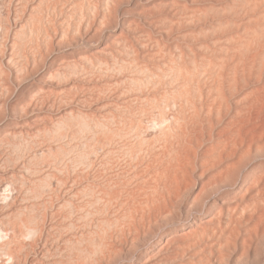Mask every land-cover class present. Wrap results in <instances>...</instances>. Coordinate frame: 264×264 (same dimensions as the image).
<instances>
[{"label":"rangeland","instance_id":"1","mask_svg":"<svg viewBox=\"0 0 264 264\" xmlns=\"http://www.w3.org/2000/svg\"><path fill=\"white\" fill-rule=\"evenodd\" d=\"M219 1L84 0L82 2V0H0V264L15 263L12 259L9 260V247L7 244L12 241L11 239L15 234L16 236H20V233H18L20 229H24L25 231L29 224L25 220L29 219L31 215L36 217L37 219L35 220L37 221H35V225H29L37 226V231L31 237L25 236L24 231H22L24 234L21 235V238L17 237L19 239L15 243V245L18 244L15 248L20 247L18 248L21 249L20 254H23L21 264H264V204H262L264 203V189L259 190L263 192H258L257 195L255 194L256 191H252V189L257 188L255 186L258 184L255 185L254 182L255 180L257 182V178L260 177L258 174L262 175L257 171L264 170V149H260V151H258L259 149H253L249 153L250 156L246 151L248 156L245 158V163L240 161L242 163L240 164L241 167L244 164L245 166L242 168L239 167L240 170H237L239 172L236 174V178L233 177L234 173L232 176L227 175V178L224 177L225 175L218 176L223 184H220L219 178H217V184L215 183L217 186L211 183L205 188L203 187V189L201 182L204 178V173L211 170V162L207 163L206 161L211 160L210 158L213 156L211 157L208 154L204 157V155H201L200 149H194L197 151L195 152L197 155L195 156L194 152H192L189 159L185 162L188 164H184L189 175V177L188 175L186 177V183L185 181L182 183L184 185H181L180 191L176 196L174 195V200L172 198L171 203L168 202L166 204L167 206H164L165 203L163 201L161 202L159 198V203H163V207L160 205L161 208L159 206V209L150 215L146 213L148 207L144 204L145 198L140 196L143 192L138 191L141 188L139 187L140 184H138L139 181L142 182L143 178L144 180L155 179L156 181V179L162 176L161 174L164 171L162 168L164 169V165L170 166L175 162L174 151L172 150L170 154V148L168 147L170 146L168 143L170 139L168 133L171 134L170 130L172 129L170 118L168 122V116L169 114L171 115L172 108L166 103V100L161 99V96L158 97V95L156 97L148 96L147 99L149 100L147 101L143 98L141 102L140 99H136L135 97L131 98L129 94L139 92V90L142 92L146 90L148 92L154 89L152 81L155 78L149 76L151 75V66H149L151 64L148 62L159 58L157 56L164 49L162 46H171L173 42L172 46L177 45V43L179 45L184 43L178 37L180 36L179 33H182V31L185 33L187 31V26L183 28V21L182 23L180 22L185 18L184 15L191 12L192 9H199L202 6L207 9L206 6L208 5L209 8L211 4L213 7L217 6V8H222L221 4L225 6L226 3L230 2V0H224V2H221L223 0ZM111 2L113 5H111ZM224 6L222 11H225V14L229 11H226L227 9ZM201 8L199 10H204V12L200 13L197 10L199 15L196 12L192 13V10V15L190 14V16L188 14V17L186 16L190 19V26L189 28L187 27L189 34L193 30H196L194 35L200 36V34H204L201 33V29L204 27L202 20L205 19L206 13L205 9ZM104 10L105 12L102 13ZM209 10L212 11V8L210 7ZM72 11L75 12L73 13ZM211 11L209 16L206 14L208 20L216 16L218 9L216 12L213 10V14L215 12L213 16L211 15ZM90 12L92 13V17L88 14ZM101 13L103 16L100 15ZM219 13H221L220 10ZM201 14H204L202 17L204 19L197 20L199 17L201 18ZM196 15L199 17L194 20L197 17ZM220 15L222 16V13ZM196 20L202 24H199ZM177 21H179L180 26L182 25V29L179 28L180 31L177 27L178 24L174 23H177ZM247 29L250 30L251 28ZM165 31L166 33L168 32L167 35H165ZM197 31H200L198 32L199 34ZM148 36H150L149 39L147 38ZM247 36H250V34H247ZM154 40H157L159 43ZM153 41V45L156 48L158 47L157 45H160L161 48H157L159 51L162 49L160 52L151 45ZM127 42L128 45L131 43V46H128ZM138 44L141 46L146 44L148 48L142 46L144 49L141 50L142 47ZM138 47L139 49L141 47V51ZM135 49L139 51L137 52L139 57L141 52H148L146 60H149L150 56L154 57L155 54L156 56L154 60L147 62L144 59L145 54L143 59L141 58L142 56L140 59L137 55H134L136 54ZM106 50L109 51L108 54ZM105 51L106 54L104 53ZM127 52L129 53L127 54ZM154 52L155 54H153ZM102 53L107 56H102ZM99 55H101L100 58ZM147 57L149 58L147 59ZM111 60L114 61L111 62ZM130 60L134 62H130ZM142 63L144 65H141ZM145 63L147 66H145ZM111 65L112 67L110 68L112 69H109ZM135 67L136 72L133 74ZM137 67H140L142 72ZM137 69L140 71V76ZM143 71L144 75H142ZM136 74L141 79L137 78L138 76ZM143 77H145L144 81ZM140 80L143 82H139ZM137 81L139 82L138 85ZM132 85L133 87H131ZM253 85L255 86L256 83ZM127 87L132 91L130 89L127 90ZM82 89L84 90L82 91ZM69 93L72 98H70ZM82 99H85L84 101L86 102L82 101ZM129 99L133 100L130 101ZM155 99H159V101ZM128 101L133 104L130 105ZM155 102L158 103L155 104ZM118 111H122L123 114ZM157 111L158 113L161 112V115H158ZM150 112L152 113L150 114ZM134 116L137 117L135 118ZM159 116H162V119ZM139 121L143 123L141 124ZM118 123L121 125H116ZM138 125H142V127ZM123 126L124 130L126 129L125 131L122 129ZM118 127H121V130ZM113 133L115 135H112ZM136 135L137 137H135ZM151 135L154 139L150 138ZM141 139L142 141L146 140L143 141L145 143H142ZM211 143V141H207L205 145H211ZM132 146H135V148ZM165 152L167 153L165 154ZM142 154L144 155L143 158ZM160 154H163V158H161ZM244 157L245 155L242 156V159ZM161 159L164 160L161 161ZM152 160H155L158 165H160V161L163 164L166 163L160 165V167L163 166L161 171H157L160 170V167L157 166L159 167L157 168V164ZM150 161L153 163L149 167L148 164L151 163ZM203 165L204 167H202ZM123 169L124 171H122ZM12 170L14 172L19 170L25 171L18 173L23 174L19 177L17 173L14 176L13 174L10 176ZM140 171L142 172L140 173ZM138 173L140 174V180H138ZM146 174L149 175L147 176ZM253 174L256 176L254 177ZM228 176L230 177L229 180ZM222 177L225 179L223 180ZM232 177L233 179H231ZM42 186L44 187L42 188ZM253 186L254 188H252ZM248 188H252V197H254L248 201V204L249 202H252L251 204L256 203L253 202L255 198L257 204H253L255 208L249 204L252 206L248 205L250 207H248L249 210H243V208H241L242 210L240 209L241 211L238 210L237 219L235 218L237 222H235L232 219L234 210L230 208L233 207L232 205L234 203H241L240 198L249 191ZM137 191L140 192L139 195ZM38 194L41 196H38ZM255 196H258V200ZM259 201H262L260 202L261 204H259ZM159 203L155 202L151 206H156ZM136 206L138 207L136 208ZM141 207H144L143 209L146 210L145 213L147 215L145 214V217H140L142 216L141 212L143 210H141ZM138 208L139 212H136L135 210H138ZM251 208H254L252 210L260 208V210L254 212ZM248 211L249 213L247 214L246 212ZM250 214L253 218L251 216L248 218L247 215ZM67 215H72L70 216L71 219ZM255 215L258 219L255 218ZM74 216L75 218H73ZM249 219L251 220L249 221ZM219 220L220 222H218ZM89 222H91L90 228L93 232L98 230L97 233L95 231L97 235L93 232L91 234V231H89L91 230L89 228ZM123 222H127L128 225L126 227L130 226L129 229H125L126 233L123 237H118V239H113L112 241L109 239V242L107 240L108 243L104 242V239H101L102 235L105 237L110 233L109 230L113 228L114 224L120 226ZM24 224H27V226H24ZM95 224L101 227L97 228ZM102 227L104 231L101 229ZM213 227L219 231L220 229L226 230V228H229V232L225 231L228 233L224 235L223 233L220 234L223 237L220 236L218 238L217 235L215 236L216 238H213L210 236L213 233ZM106 231L107 234H105ZM80 233L81 236L84 234L81 241L79 239L81 238L79 237ZM88 234L91 237V240L88 239L90 242L84 240L85 237L90 238ZM198 234L205 235L204 241L199 244L195 243L190 245L191 240ZM71 236H76L77 239L75 237L71 238ZM65 238L68 243L65 241ZM93 238L94 243L92 241ZM78 239L79 242L77 241ZM3 244L6 249H3ZM88 245L94 247L92 248L93 253L91 248H88ZM203 245L208 246L204 249ZM11 247L14 246L11 245ZM89 252H91L92 256Z\"/></svg>","mask_w":264,"mask_h":264},{"label":"bare ground","instance_id":"2","mask_svg":"<svg viewBox=\"0 0 264 264\" xmlns=\"http://www.w3.org/2000/svg\"><path fill=\"white\" fill-rule=\"evenodd\" d=\"M72 1V0H71ZM84 0H82L83 2ZM213 1V0H212ZM216 1H219V0H216ZM221 1V0H220ZM219 1V2H220ZM229 1V0H228ZM81 2V3H82ZM110 2V1H109ZM221 2H224L221 1ZM72 3V2H71ZM80 3V4H81ZM112 3V2H111ZM207 3V2H206ZM215 3V2H214ZM84 4V3H83ZM91 4V3H90ZM105 4H106V1H105ZM218 4V3H217ZM220 4V3H219ZM88 5V4H87ZM113 5V3L111 4ZM213 5V4H212ZM222 5V8H217L216 7H213L211 6V4L209 5V8L211 7L212 8V11L209 10L208 8V5L206 6L207 9L202 8L201 9H205V13L210 14V11H211V15L213 16L215 14V12L217 11L218 9V12H216V16H213L209 18V20L206 18L208 17L205 13V16L204 18L203 15L204 14H201V18L199 16H197L195 19H198L197 20H200V19H204L202 20L204 23V27L201 29V33H204V34H200L199 35H194V32L196 31H192V33L189 34L188 31V28L190 26V19H188V14L190 15L191 12H189L188 14L184 15L185 18H183L185 20L182 19L180 22L182 23L183 21V24H184V27H186L187 31H185V33L182 31V33H179L180 36H178L180 39L179 40H183L184 43H180L181 45H179L177 43V45L175 44L174 46H172V44L174 43H170L171 46L169 44V46H162V48H164L161 52V54L157 57V60L155 58L156 54L155 52L153 54H155L154 57L150 56V59L149 60H146V56H147V53L148 52H145V53H142L143 55L139 54L140 57L143 59V56H144V59L145 61H150V60H154V61H151V62H148L150 63L151 65V70H150V74L149 75L150 77L152 76L153 78V81H152V84H153V90L152 91H140L139 92H133V94H129L132 97H135L136 99H140V101L145 98L146 101L149 100L147 99V97L149 96H152V97H156L158 95L161 96L160 98L163 99V100H166V103L170 106V108H172V111H171V115L169 114L168 116V122H169V118H170V122H171V126H172V131L170 130L171 134L168 133V136H170V139L168 140L170 146H168L169 148V152L170 154L172 153V150L174 151V156H175V162L174 164L170 165V166H167V165H164L162 159L160 161V165L163 164L164 165V169L162 168L163 166L160 167V165H158L155 160H152L153 162H155L157 166L160 167V170H157V171H161V168L162 170H164V174L162 172H160V174L162 175L160 178L155 179L154 180H142V182L139 181L138 184H140L139 187H141L140 189H138V191H142L143 195L140 194V196L144 197L145 200H144V204L147 205V212L145 209H143L141 207V210H142V216L140 217H145V214L148 213L149 215L151 213H154L155 211H157L159 208V206L162 204L159 203V198L161 200V202L163 201L165 203L164 206H167L166 204L171 203L172 201V198L175 197L177 195V193L180 191L181 189V185H184L182 184L185 180H187V173L188 171H186L187 169H185V165L188 164V163H185L187 161V159H189V157L191 156L192 152H194V155L196 156L197 154H195V151L194 149L196 150H199L200 149V152L202 153L201 155H208L210 154V156L214 157V159L212 160V158H210L211 160H207L206 162H211L210 163V171L208 170L207 173H204V178L202 180V189L203 187L205 188L206 186L210 185L211 183H216V181L218 180L217 178H219L218 176H224L225 178H227L226 176L227 175H231L233 174V177L236 178V174L239 172L237 171L240 168L244 167L240 164H242L243 162L245 163V158L246 156L249 155V153H251V150L253 149H256L258 151H260V149H264V0H230V2L226 3L225 6L224 4H221ZM92 6V5H91ZM110 6V5H109ZM220 6V5H219ZM218 6V7H219ZM223 6L227 9L226 11H229L228 13L226 12L224 14V12L222 11L223 10ZM102 7V6H101ZM107 7V6H106ZM205 7V6H204ZM90 8V7H88ZM92 8V7H91ZM103 8V7H102ZM199 8V7H198ZM199 8V9H200ZM215 8V9H214ZM217 8V9H216ZM94 9V8H93ZM106 9V8H105ZM113 9V8H112ZM199 9H195L193 10L192 13L196 12L197 13V10L198 12H204V10H199ZM85 10V9H84ZM115 10V9H114ZM207 10V12H206ZM213 10H215L214 14H213ZM219 10L220 12L222 13V16L219 14ZM63 11V10H62ZM71 11V9H70ZM90 11V10H89ZM92 11V10H91ZM107 11V10H106ZM110 11V10H109ZM112 11V10H111ZM190 11V10H188ZM73 12V11H72ZM75 12V11H74ZM73 12V13H74ZM85 12V11H84ZM105 12L102 11V13ZM83 13V12H82ZM102 13L100 15H102ZM108 13V12H107ZM185 13V11H184ZM195 13V14H196ZM80 14V13H79ZM90 14V16L92 15V13H88ZM194 14V15H195ZM199 15V13H197ZM224 14V15H223ZM11 15V14H10ZM86 15V14H85ZM96 15V14H95ZM105 15V13H104ZM110 15V14H108ZM177 15V14H176ZM179 15V14H178ZM181 15V14H180ZM192 15V14H191ZM190 15V16H191ZM193 15V17H195ZM87 16V15H86ZM103 16V15H102ZM111 16V15H110ZM183 16V15H182ZM187 16V17H186ZM84 17V16H83ZM88 17V16H87ZM86 17V18H87ZM92 17V16H91ZM95 17V16H94ZM163 17V16H162ZM79 18V17H78ZM82 18V17H81ZM110 18V17H109ZM161 18V17H160ZM164 18V17H163ZM174 18V17H172ZM182 18V17H181ZM180 18V19H181ZM191 18V17H190ZM89 19V18H88ZM96 19V18H94ZM171 19V18H170ZM175 20V18H174ZM187 20V21H186ZM196 20V21H197ZM85 21V20H84ZM163 21V20H162ZM179 21L174 22L175 24H178L177 27L178 29H182L181 26L179 25ZM247 21V22H246ZM1 22V21H0ZM78 22V21H77ZM165 22V21H164ZM169 22V21H168ZM191 22H192V19H191ZM194 22V21H193ZM199 23V21H197ZM7 23V22H6ZM80 23V22H79ZM167 23V22H165ZM201 23V22H200ZM199 23V24H200ZM82 24V23H81ZM169 24V23H168ZM172 24V23H171ZM196 24V23H195ZM202 24V23H201ZM78 25V24H77ZM162 25V24H161ZM166 25V24H165ZM194 25V23H193ZM192 25V26H193ZM170 26V25H169ZM180 26V27H179ZM191 26V27H192ZM195 26V25H194ZM249 26V27H247ZM176 27V26H175ZM219 29H218V28ZM171 28V27H170ZM218 29L217 33H216V30ZM247 28H251L250 30H248ZM68 29V28H67ZM166 29V28H165ZM179 29V31H180ZM199 29V30H200ZM221 29V30H220ZM177 30V29H176ZM163 31V30H162ZM178 31V30H177ZM176 31V32H177ZM178 31V32H179ZM190 31V30H189ZM65 32V31H64ZM146 32V31H145ZM160 32V31H159ZM200 32V31H197V33ZM142 33V31H141ZM166 33V31H165ZM188 33V34H187ZM144 34V33H143ZM149 34V33H148ZM168 32L165 34L167 35ZM199 34V33H198ZM247 34L250 36H247ZM61 35V34H60ZM65 35V34H64ZM123 36V35H122ZM121 36V37H122ZM120 37V38H121ZM142 37V36H141ZM150 36H148L147 38L149 39ZM165 37V36H163ZM170 37V36H169ZM128 38V37H127ZM145 38V37H144ZM155 38V37H153ZM19 39V38H18ZM21 39V38H20ZM24 39V38H23ZM117 39V38H116ZM119 39V38H118ZM126 39V38H125ZM143 39V38H142ZM161 39V38H160ZM164 39V38H163ZM178 39V38H177ZM124 40V39H123ZM128 40V39H127ZM126 40V41H127ZM170 40H172L170 38ZM25 41V40H24ZM122 41V40H121ZM120 41V42H121ZM125 41V42H126ZM151 41V40H150ZM155 42L157 40H154ZM154 41L152 42L151 45H153ZM161 41V40H160ZM135 42V41H134ZM139 42V41H138ZM158 42V41H157ZM163 42V41H162ZM20 43V42H19ZM119 43V42H118ZM140 43V42H139ZM143 43V42H142ZM146 43V42H145ZM159 43V42H158ZM164 43V42H163ZM169 43V42H168ZM176 43V42H175ZM115 44V42H114ZM113 44V45H114ZM117 44V43H116ZM123 44V43H122ZM131 44V43H130ZM129 44V45H130ZM133 44V42H132ZM137 44V43H135ZM134 44V45H135ZM141 44V43H140ZM140 44H138L139 46H141ZM162 44V43H161ZM124 45V44H123ZM127 45H128V42H127ZM128 45V46H129ZM137 45V46H138ZM146 45V44H145ZM144 44L142 46L147 47V45L145 46ZM157 45V44H156ZM165 45V44H164ZM27 46V45H26ZM131 46V45H130ZM141 46V47H142ZM158 47H160V45H157ZM110 47V46H109ZM118 47V46H117ZM140 47V49H141ZM157 47V48H158ZM115 48V47H113ZM119 48V47H118ZM124 48V47H123ZM129 48V47H128ZM133 48V47H132ZM135 48V47H134ZM145 48V49H146ZM149 48H150V45H149ZM153 48H156V46L153 45ZM156 48V49H157ZM161 48V47H160ZM21 49V48H20ZM29 49V48H28ZM126 49V48H125ZM139 49V47H138ZM139 49V50H140ZM144 48L142 47L141 50H143ZM159 49V48H158ZM157 49V50H158ZM111 50V49H110ZM117 50V49H115ZM119 50V49H118ZM123 50V49H122ZM128 50V49H127ZM132 50V49H131ZM140 50V51H141ZM152 50V49H151ZM156 50V51H157ZM160 50V51H161ZM20 51V50H19ZM108 51V50H106ZM106 51L104 52L106 54ZM125 51V50H123ZM130 52V50H128ZM147 51V50H145ZM159 51V50H158ZM157 51V52H158ZM159 51V52H160ZM31 52V50H30ZM102 52V50H101ZM111 52V51H110ZM127 52V54L129 53ZM137 52L139 51H136L135 49V53L134 55H137ZM150 52V51H149ZM156 52V53H157ZM32 53V52H31ZM109 53V51L107 52V54ZM116 53V52H115ZM114 53V54H115ZM111 54V53H110ZM119 54V53H118ZM116 54V55H118ZM125 54V53H124ZM133 54V52H132ZM152 54V55H153ZM25 55V54H24ZM133 55V56H134ZM151 55V54H150ZM101 55H99V58H100ZM102 56H107V55H104L102 53ZM112 56V55H111ZM138 56V55H137ZM136 56V57H137ZM149 56V55H148ZM120 57V56H119ZM138 56V58H140ZM20 58V57H19ZM111 58V57H110ZM114 58V57H112ZM123 58V57H122ZM140 58V59H141ZM149 57H147L148 59ZM152 58V59H151ZM118 59V58H117ZM120 59V58H119ZM131 59V58H130ZM28 60V59H27ZM115 60V59H114ZM113 60V61H114ZM123 60V59H122ZM125 60V58H124ZM132 60V59H131ZM130 62H134V61H131ZM87 61V60H86ZM111 60V62H113ZM128 61V60H127ZM118 62V61H117ZM115 62V63H117ZM121 62V61H120ZM125 63V61H123ZM141 62V61H140ZM122 63V62H121ZM128 63V62H127ZM123 64V63H122ZM129 64V63H128ZM134 64V63H133ZM146 64V63H145ZM86 65V64H85ZM110 65V64H109ZM114 65V64H113ZM121 65V64H119ZM124 65V64H123ZM127 65V64H126ZM140 65V64H139ZM141 65H144V63H142ZM136 66V65H135ZM147 66V64L145 65ZM112 67L109 66V69H112L110 68ZM117 67V66H116ZM115 67V68H116ZM120 67V66H118ZM132 67V66H131ZM144 67V66H143ZM69 68V67H68ZM129 68V67H128ZM134 68V67H133ZM137 68H140V67H137ZM148 68V67H147ZM71 69V68H69ZM83 69V68H82ZM126 69V68H125ZM131 69V68H130ZM144 70V68H142ZM73 70V69H72ZM138 70V69H137ZM84 71V70H83ZM140 71H141V68H140ZM139 70L137 71L138 73L140 72ZM145 71V70H144ZM144 71H143V74L144 75ZM20 72V71H19ZM74 72V71H73ZM77 72V71H76ZM129 72V70H128ZM134 72H136V67H135V70H133V74ZM142 72V71H141ZM124 73V72H123ZM130 73V72H129ZM132 73V72H131ZM147 73V72H146ZM68 74V73H67ZM69 74H72V73H69ZM74 74V73H73ZM114 75V74H113ZM92 76V75H91ZM102 76V75H101ZM117 76V74H116ZM136 76H138L136 74ZM139 76H140V73H139ZM137 77V78H140V77ZM146 76V75H145ZM81 77V76H80ZM110 77V76H109ZM83 78V77H82ZM144 78L143 77V81H144ZM81 79V78H80ZM131 79V78H130ZM129 79V80H130ZM141 79V78H140ZM152 79V78H150ZM77 80V79H76ZM125 80V79H124ZM123 80V81H124ZM127 80V78H126ZM133 80V79H132ZM138 80V79H136ZM149 80V79H148ZM155 80V81H154ZM68 81V80H67ZM142 80H140L139 82H141ZM142 81V82H143ZM146 81V80H145ZM114 82V81H113ZM117 82V81H116ZM133 82V81H132ZM138 82V81H137ZM136 82V83H137ZM139 82L137 83V85L139 84ZM147 82V81H146ZM130 83V82H129ZM256 85L254 86L253 84ZM79 84V83H78ZM119 84V83H118ZM128 84V82H127ZM132 84V83H131ZM143 85V83H141ZM126 85V84H125ZM75 86V84H74ZM80 86V85H79ZM127 86V85H126ZM141 86V85H140ZM151 86V85H149ZM133 87V85L131 86ZM139 87V86H137ZM152 87V86H151ZM142 88V87H141ZM166 88V89H165ZM130 89L127 87V90ZM139 89V88H138ZM142 89H145V88H142ZM84 89H82L83 91ZM137 90V89H136ZM150 90V89H149ZM122 91V90H121ZM119 91V92H121ZM126 91V90H124ZM123 91V92H124ZM130 91H132L130 89ZM135 91V90H134ZM138 91V90H137ZM118 92V91H117ZM116 92V93H117ZM75 93V92H74ZM79 93V92H78ZM122 93V92H121ZM121 93H119V95H121ZM125 93V92H124ZM127 93V92H126ZM129 93V92H128ZM70 95V98L71 97V94L69 93ZM99 95V94H98ZM103 95V94H102ZM118 95V96H119ZM126 95V94H125ZM73 96V95H72ZM76 96V94H75ZM112 96V95H111ZM122 96V95H121ZM129 96V97H130ZM96 97V96H95ZM98 97V96H97ZM117 97V96H116ZM127 97V96H126ZM157 97V98H158ZM75 98V97H73ZM103 98V97H102ZM117 99V98H116ZM135 99V100H136ZM154 99V98H153ZM170 99V100H169ZM85 100V99H84ZM82 99V101H84ZM100 100V99H99ZM130 100V99H129ZM133 100V99H132ZM130 100V101H132ZM156 100V99H155ZM154 100V101H155ZM65 101V100H64ZM70 101V100H68ZM111 101V100H110ZM114 101V100H113ZM139 101V100H138ZM137 101V102H138ZM139 101V102H140ZM156 101H159L156 100ZM67 102V101H66ZM86 102V101H84ZM103 102V101H102ZM119 102V101H118ZM116 102V103H118ZM129 102V101H128ZM142 102V101H141ZM140 102V103H141ZM144 102V100H143ZM162 102V101H160ZM107 103V102H106ZM105 103V104H106ZM126 103V102H125ZM130 103V102H129ZM135 103V102H134ZM139 103V104H140ZM147 103V102H146ZM149 103V102H148ZM158 103V102H155V104ZM102 104V103H101ZM115 104V103H114ZM124 104V103H123ZM133 104V103H132ZM130 103V105H132ZM145 104V103H144ZM143 104V106H145ZM151 104V103H149ZM153 104V103H152ZM155 104H154V108H155ZM80 105V104H79ZM113 105V104H112ZM129 105V104H128ZM142 105V104H141ZM160 105V103H159ZM119 106V105H118ZM126 106V105H125ZM141 106V107H143ZM153 106V105H152ZM167 106V105H166ZM104 107V105H103ZM124 107V106H123ZM149 107V106H147ZM157 107V106H156ZM163 107V106H162ZM161 107V108H162ZM122 108V107H121ZM120 108V109H121ZM127 108V107H126ZM138 108V106H137ZM144 108V107H143ZM151 108V107H150ZM153 108V109H154ZM168 108V107H167ZM166 108V109H167ZM169 108V109H170ZM113 109H116V108H113ZM129 109V108H128ZM130 109H131V106H130ZM122 110V109H121ZM133 110V109H132ZM140 110V109H138ZM136 110V111H138ZM144 111V109H142ZM145 110L147 111V109L145 108ZM150 110V109H148ZM159 110H160V106H159ZM135 111V112H136ZM165 111V110H164ZM119 112V111H118ZM141 112V111H140ZM149 112V111H148ZM147 112V113H148ZM153 112V111H152ZM150 112V114L152 113ZM167 112V111H166ZM170 112V111H169ZM80 113V112H79ZM119 113H122L119 112ZM118 113V114H119ZM142 113V112H141ZM158 113V111H157ZM164 113V112H163ZM162 113V114H163ZM168 113V112H167ZM123 114V113H122ZM125 114V112H124ZM140 114V113H139ZM161 115V112L158 113V115ZM128 115V114H127ZM143 115V114H142ZM157 115V114H156ZM168 115V114H167ZM118 116V115H117ZM123 116V115H121ZM131 116V115H130ZM165 116V115H164ZM163 116V117H164ZM114 117V116H113ZM135 117V116H134ZM137 117V116H136ZM135 117V118H136ZM147 117V116H146ZM145 117V118H146ZM150 117V116H149ZM160 117V116H159ZM158 117V118H159ZM162 117V116H161ZM160 117V118H161ZM120 118V117H119ZM128 118V117H127ZM155 118V116H154ZM157 119V118H156ZM162 119V118H161ZM125 120V119H124ZM132 120V119H131ZM134 120V119H133ZM141 120V119H140ZM160 120V119H159ZM114 121V119H113ZM123 121V119H122ZM144 121V120H143ZM157 121V120H155ZM162 121V120H161ZM118 122V121H117ZM121 122V121H120ZM130 122V121H129ZM136 122V121H135ZM140 122V121H139ZM145 122V121H144ZM159 122V121H157ZM110 123V122H109ZM112 123V122H111ZM141 123V122H140ZM143 123V122H142ZM141 123V124H142ZM82 124V123H81ZM120 123L116 124V125H119ZM123 124V123H122ZM134 124V123H133ZM138 124V123H137ZM170 124V123H169ZM85 125V124H84ZM87 125V124H86ZM115 125V124H114ZM113 125V126H114ZM121 125V124H120ZM125 125V124H124ZM130 125H131V122H130ZM129 125V126H130ZM153 125V124H152ZM112 126V127H113ZM139 126V125H138ZM155 126V125H153ZM82 127V126H81ZM105 127V126H104ZM117 127V126H116ZM139 127H142L139 126ZM169 127V126H168ZM119 128V127H118ZM121 128V127H120ZM119 128V129H120ZM170 128V127H169ZM116 129V128H115ZM124 130V126L122 128ZM138 129V128H137ZM146 129V128H145ZM161 129V128H159ZM99 130V129H97ZM121 130V129H120ZM126 130V129H125ZM124 130V131H125ZM128 130V129H127ZM134 130V129H133ZM139 130V129H138ZM142 130V129H141ZM165 130V129H164ZM87 131V130H86ZM129 131V130H128ZM136 131V130H135ZM161 131V130H160ZM166 131V130H165ZM119 132V131H117ZM140 132V131H139ZM143 132V131H142ZM150 132V131H149ZM164 132V131H163ZM91 133V132H90ZM102 133V132H101ZM108 133V132H106ZM116 133V132H115ZM115 133H113L112 135H115ZM124 133V132H122ZM121 133V135H122ZM129 133V132H128ZM133 133V132H132ZM141 133V132H140ZM147 133V132H146ZM154 133V132H153ZM117 134V133H116ZM138 134V132H137ZM148 134V133H147ZM164 134V133H163ZM166 134V133H165ZM135 135V134H134ZM141 135V134H140ZM144 135V134H143ZM105 136V135H104ZM111 136V135H110ZM131 136V135H130ZM167 136V137H168ZM108 137V136H107ZM116 137V136H115ZM118 137H120L118 135ZM133 137V136H132ZM137 137V135L135 136ZM141 137V136H140ZM159 137V136H158ZM163 137V136H162ZM161 137V138H162ZM88 138V137H87ZM90 138V137H89ZM139 138V137H138ZM151 139L153 138L152 135L150 137ZM169 138V137H168ZM108 139V138H107ZM113 139V138H112ZM123 139V138H122ZM146 139V138H145ZM154 139V138H153ZM109 140V139H108ZM149 140V139H148ZM156 140V138H155ZM159 140V139H158ZM166 140V138H165ZM163 139V141H165ZM107 141V140H106ZM110 141V140H109ZM116 141V139H115ZM138 141V140H137ZM143 141H146V140H143ZM142 139H141V142L142 143H145L143 142ZM157 141V140H156ZM162 141V140H160ZM207 141H211V145H205ZM112 142V140H111ZM140 142V143H141ZM151 142V141H150ZM100 143V142H99ZM104 143V142H103ZM108 143V142H107ZM116 143V142H115ZM114 143V144H115ZM136 144V142H134ZM154 143V142H152ZM164 143V142H162ZM166 143V142H165ZM102 144V143H100ZM110 144V142H109ZM113 144V145H114ZM149 144V143H148ZM104 145V144H103ZM138 145V144H137ZM151 145V144H150ZM154 145V144H153ZM99 146V145H98ZM102 146V145H100ZM120 146V145H119ZM130 146V145H129ZM145 146V144H144ZM148 146V145H147ZM146 146V147H147ZM165 146V145H163ZM80 147V146H79ZM106 147V146H104ZM110 147V146H109ZM135 148V146H132ZM142 147L143 145L141 146V150H142ZM167 147V146H166ZM76 148V147H75ZM84 148V147H83ZM108 148V146H107ZM112 148V147H111ZM133 148V149H134ZM138 148V147H137ZM150 148V147H148ZM19 149V148H17ZM81 149V148H80ZM101 149V148H100ZM124 149V148H123ZM126 149V148H125ZM151 149V148H150ZM148 149V150H150ZM164 149H166L164 147ZM163 149V150H164ZM15 150V149H14ZM79 150V149H78ZM114 150V149H112ZM111 150V151H112ZM129 150V149H128ZM137 150V149H136ZM145 150V149H144ZM147 150V149H146ZM152 150H153V146H152ZM167 150V149H166ZM255 150V151H256ZM261 150V151H262ZM109 151V150H108ZM121 151V150H120ZM135 151V149H134ZM160 151V150H159ZM168 151V150H167ZM246 151L248 152V155L246 153ZM96 152V150H95ZM122 152V151H121ZM133 152V151H132ZM142 152V151H141ZM144 152V151H143ZM168 152V153H169ZM25 153V152H24ZM83 153V152H82ZM90 153V152H89ZM110 153V152H109ZM124 153H126L124 151ZM152 154V152H150ZM149 153V154H150ZM155 153V152H154ZM161 153V151H160ZM163 153V152H162ZM167 152H165L166 154ZM244 153L245 157L242 159V155ZM80 154V153H79ZM133 154V153H132ZM131 154V155H132ZM146 154V153H145ZM148 154V155H149ZM212 154V155H211ZM75 155V154H74ZM83 155V154H82ZM126 155V154H125ZM129 155V154H128ZM127 155V157H128ZM130 155V157L132 158V156ZM140 155V154H139ZM161 155V154H160ZM163 155V154H162ZM161 155V158H163ZM169 155V154H167ZM76 156V155H75ZM81 156V155H80ZM84 156V155H83ZM143 154H142V158H143ZM146 156V155H145ZM153 157V155H151ZM173 156V155H172ZM171 156V158H172ZM200 156V155H199ZM209 156V157H210ZM250 156V155H249ZM15 157V156H14ZM26 157V156H25ZM29 157V156H28ZM27 157V158H28ZM126 157V156H125ZM135 157V156H134ZM133 157V158H134ZM203 157V158H204ZM207 157V156H206ZM82 158V157H81ZM119 158V157H118ZM141 158V157H139ZM151 158V157H150ZM158 158V157H157ZM66 159V158H65ZM76 159H78L76 157ZM83 159V158H82ZM108 159V158H107ZM153 159V158H152ZM174 160V158H172ZM202 159V158H201ZM199 159V160H201ZM11 160V159H10ZM15 160V159H14ZM133 160V159H132ZM136 160V159H134ZM139 160V159H138ZM150 160V159H149ZM167 160V159H166ZM172 160V162H173ZM205 160V158H204ZM189 161V160H188ZM203 161V160H202ZM242 163H241V162ZM14 162V161H12ZM37 162V161H36ZM128 162V160H127ZM135 162V161H134ZM149 162V161H148ZM151 162V161H150ZM153 162L149 163V167H150V164H152ZM201 162V161H200ZM199 162V163H200ZM7 163V162H6ZM121 163V162H120ZM18 164V163H17ZM185 164V165H184ZM201 164V163H200ZM203 164V163H202ZM33 165V164H32ZM74 165V164H73ZM80 165V164H79ZM125 165V164H124ZM128 165V164H127ZM155 165V164H153ZM168 165H169V160H168ZM7 166V165H6ZM15 166V164H14ZM27 166V165H26ZM50 166V165H49ZM67 166V165H66ZM71 166V165H70ZM123 166V165H122ZM129 166V165H128ZM145 166V165H144ZM201 166V165H200ZM60 167V166H59ZM73 167V166H72ZM81 167V166H80ZM135 167H139V166H135ZM146 167V166H145ZM153 167V166H152ZM151 167V168H152ZM155 167V168H156ZM157 167V168H159ZM204 167V165L202 166ZM201 167V168H202ZM257 167V166H256ZM260 167V166H259ZM258 167V168H259ZM49 168V167H48ZM47 168V169H48ZM128 168V167H127ZM127 168H125L127 170ZM148 168V167H146ZM207 168V167H206ZM255 168V166H254ZM46 169V168H45ZM129 169V168H128ZM208 169V168H207ZM35 170V169H33ZM76 170V169H75ZM142 170V168H141ZM148 170H151V169H148ZM155 170V169H154ZM240 170V169H239ZM23 171L25 170H22V171H13L12 170V173H10V176L11 174H13V176L15 175V173H23ZM27 171V170H26ZM49 171V170H48ZM53 171V170H52ZM55 171V170H54ZM120 171V170H119ZM124 171V169L122 170ZM129 171V170H128ZM131 171V170H130ZM152 171V170H151ZM252 171V170H251ZM261 171H264L263 169L262 170H259L257 171L258 173L260 172L262 175L258 174L260 177L257 178V182L255 180V189H252L254 188V186L251 188L252 191H256L253 192L255 193L256 195L258 194V192H263L264 190V172H261ZM111 172V171H110ZM126 172V171H125ZM139 172V171H138ZM142 171H140L141 173ZM145 172V171H144ZM148 172V171H147ZM200 172V171H199ZM236 172V173H235ZM9 173V172H8ZM46 173V172H45ZM122 173V172H121ZM77 174V173H76ZM115 174V173H114ZM139 174V173H138ZM152 174V172H151ZM156 175V173H154ZM21 175L23 174H18L19 177H21ZM29 175V174H28ZM81 175V174H80ZM83 175V173H82ZM133 175V174H132ZM147 175V174H146ZM149 175V174H148ZM147 175V176H148ZM153 175V174H152ZM150 175V176H152ZM203 175V174H202ZM235 175V176H234ZM58 176V175H57ZM117 176V175H116ZM119 176V175H118ZM140 174L138 175V180H140ZM143 177V175H141ZM146 176V177H147ZM160 176V175H159ZM228 176V180L230 179V177ZM252 176V175H251ZM253 176L255 177L256 175L253 174ZM252 176V177H253ZM60 177V176H59ZM145 177V176H144ZM189 177V175H188ZM202 177V176H201ZM222 177V179L224 180L225 178ZM233 177L231 179H233ZM30 178V177H29ZM137 178V177H136ZM152 178V177H151ZM150 178V179H151ZM15 179V178H14ZM23 179V178H22ZM120 179V178H119ZM147 179V178H146ZM189 179V178H188ZM255 179V178H254ZM45 180V179H44ZM116 180V179H115ZM137 180V179H136ZM137 180V181H138ZM54 181V180H53ZM219 181H220V184L222 182V180L219 178ZM24 182V181H23ZM127 182V181H126ZM136 182V181H135ZM232 182V181H231ZM43 183V182H42ZM56 183V182H55ZM111 183V182H110ZM117 183V182H115ZM123 183V182H122ZM128 183V182H127ZM186 183V181H185ZM34 184V182H33ZM32 184V185H33ZM41 184V183H40ZM46 184V183H45ZM136 184V183H135ZM213 184V185H214ZM217 184V183H216ZM215 184V185H216ZM219 184V182H218ZM43 185V184H42ZM56 185V184H55ZM119 185V184H118ZM125 185V183H124ZM217 186V185H216ZM2 187V186H1ZM44 186H42L43 188ZM121 187V186H120ZM126 187V186H125ZM134 188V187H133ZM136 188V187H135ZM29 189V188H28ZM32 189V188H31ZM55 189V188H54ZM57 189H59L57 187ZM128 189V188H126ZM249 191H247L245 194H243V196H241L240 198V204H235L232 205L233 207H231L230 205V209H233L234 210V213L232 215V219L235 220V218L237 219V215H238V210H240L241 208L246 209V210H249L248 207L249 206H253V204H257V201H256V198L253 200V202H256V203H253L251 204L252 202H249V205L248 204V201L252 200L254 197H252V191L250 188H248ZM111 190V188H110ZM114 190V189H113ZM119 190V189H118ZM130 190V189H128ZM134 190V189H133ZM183 190V189H182ZM181 190V192H182ZM259 190H263V191H259ZM131 191V190H130ZM137 191V192H138ZM33 192V191H32ZM133 192V191H132ZM135 192V191H134ZM136 192V193H137ZM29 193V192H28ZM41 193V192H39ZM123 193V192H122ZM135 193V194H136ZM140 192H138L137 194L139 195ZM264 193V192H263ZM124 194V193H123ZM40 194H38L39 196ZM119 195V194H118ZM121 195V194H120ZM134 195V194H133ZM175 195V196H174ZM261 195V193H260ZM41 196V195H40ZM138 196V197H140ZM26 197V196H25ZM131 197V196H130ZM257 197V200H258V196H255ZM36 198V197H35ZM40 198V197H39ZM137 198V197H136ZM143 198V199H144ZM263 199V198H261ZM133 200V199H132ZM174 200V198H173ZM143 201V200H142ZM153 201L155 202H158L159 204H156V206H151V205H154L155 202L153 203ZM128 202V201H127ZM131 202V201H130ZM260 202L262 201H259V204H261ZM43 203V202H42ZM61 203V202H60ZM119 203V202H118ZM137 203V201H136ZM135 203V204H136ZM141 203V202H139ZM153 203V204H152ZM131 204V203H130ZM143 204V203H142ZM150 204V206H149ZM264 204V203H262ZM33 205V204H32ZM45 205V204H43ZM42 205V206H43ZM59 205V204H58ZM57 205V206H58ZM121 205V204H120ZM134 205V204H133ZM249 205V206H248ZM56 206V207H57ZM160 206V208H161ZM251 206V207H252ZM255 206V205H254ZM253 206V207H254ZM257 206V205H256ZM21 207V206H20ZM25 207V206H23ZM135 207V206H134ZM138 206H136L137 208ZM140 207V206H139ZM163 207V206H162ZM226 207V208H228ZM9 208V207H8ZM19 208V207H18ZM27 208V207H25ZM38 208V207H37ZM46 208V207H45ZM228 208V209H229ZM250 208V207H249ZM255 208V207H254ZM254 208H251L254 209ZM40 209V208H39ZM264 209V207H263ZM262 209V210H263ZM22 210V209H20ZM42 210V209H41ZM67 210V209H66ZM118 210V209H117ZM242 210V209H241ZM240 210V211H241ZM260 210V208L256 209V210H252L254 212ZM47 211V210H46ZM76 211V210H75ZM112 211V210H111ZM136 212H139V208L138 210L136 209L135 210ZM264 211V210H263ZM6 212V211H4ZM82 212V211H81ZM146 212V213H145ZM39 213V212H38ZM42 213V212H41ZM45 213V212H44ZM54 213V212H53ZM59 213V212H58ZM66 213V212H64ZM247 214L249 213L246 212ZM251 213V211H250ZM69 214V213H68ZM82 214V213H81ZM92 214V213H91ZM115 214V213H114ZM254 214V213H253ZM252 214V215H253ZM257 214V213H256ZM262 214V213H261ZM31 215V214H30ZM57 215V214H56ZM111 215V214H110ZM120 215V214H119ZM147 215V214H146ZM245 215V214H244ZM69 216V215H67ZM72 216V215H70ZM69 216V219H71ZM79 216V215H78ZM97 216V215H96ZM246 216V215H245ZM248 218L250 215H247ZM3 217H5L3 215ZM82 217V216H81ZM84 217V216H83ZM19 218V217H18ZM26 218V216H25ZM23 218V219H25ZM28 218V217H27ZM75 218V216L73 217ZM86 218V217H85ZM92 218V217H91ZM95 218V217H94ZM247 218V219H248ZM251 218H253L251 216ZM255 218L256 215H255ZM37 219L36 217H33L32 215L29 217V219H26L25 222L29 223V224H33L35 225V220ZM63 219V218H62ZM77 219V218H76ZM115 219V218H114ZM258 219V218H257ZM44 220H45V217H44ZM54 220V219H53ZM52 220V221H53ZM89 220V219H88ZM251 219H249L250 221ZM254 220V219H252ZM260 220V219H259ZM64 221V220H63ZM93 221V220H92ZM91 221V222H92ZM102 221V220H100ZM248 221V220H247ZM23 222V223H25ZM40 222V221H39ZM48 222V221H47ZM91 222H89V228L91 227ZM97 223H99L98 221H96ZM111 222V221H110ZM128 222V221H127ZM127 222H123L121 223V227L120 226H116L115 224L113 225V228L111 230H109V234H107V231L105 234H107L105 237H101V239H104L106 243L109 242V239L112 241L113 239H118V237H123L126 233L125 229L126 228H130V226L126 227ZM220 222V220L218 221ZM235 222H237L235 220ZM260 222V221H259ZM46 223V222H45ZM59 223V222H58ZM88 223V222H87ZM93 223V222H92ZM95 223V222H94ZM101 223V222H100ZM239 223V222H238ZM18 224V223H17ZM27 226V224H24V226L26 225V229L24 231V229H20V227H18L19 231L18 233H20L19 235L20 236H15L11 239L12 241H10V243L8 242L7 246L9 247L8 248V256H9V260H13V262H15L14 264H21L23 258H22V255L20 254L21 252V249H18V248H15L16 245L18 246V244L15 245L16 243V240L19 239L17 237H20L21 238V235H23L25 233V236H30L33 235L36 231H37V226H31L29 225ZM41 224V223H39ZM38 224V225H39ZM78 224V223H77ZM81 224V223H80ZM79 224V226H80ZM43 225V224H42ZM49 225V224H48ZM98 227H101L97 224H95ZM129 225H131L129 223ZM23 226V227H24ZM30 226V227H29ZM51 226V225H50ZM79 226H78V229H79ZM82 226V225H81ZM86 226V224H85ZM94 226V225H92ZM104 226V225H103ZM112 226V225H111ZM219 226V225H218ZM57 227V226H56ZM105 227V226H104ZM110 227V226H109ZM222 227V226H221ZM95 228V227H93ZM233 228V227H232ZM14 229V228H13ZM67 229V228H66ZM69 229V228H68ZM74 229V227H73ZM85 229V228H83ZM91 229V228H90ZM100 229V228H99ZM103 229V227L101 228ZM213 233L212 236L213 238H216L215 236H217L218 238H220V236L223 237L224 234H227L229 231L228 229L226 228V230L224 229H220L219 230H216V228L213 227ZM77 230V229H76ZM224 230V232H223ZM234 230V229H233ZM15 231V230H14ZM24 231V233L22 232ZM69 231V230H68ZM72 231V230H70ZM91 231V234L93 232V230H89ZM96 233L98 230H95ZM95 231L93 233H95ZM104 231V229H103ZM225 231H228L227 233ZM43 232V230H42ZM41 232V233H42ZM73 232V231H72ZM87 232V231H86ZM17 233V235H18ZM95 233V234H96ZM219 233V234H218ZM223 235H220L222 234ZM12 234V233H11ZM78 234V233H77ZM84 235V234H83ZM83 235L81 236V233L79 235V238L80 241L82 240L83 238ZM87 235V234H86ZM97 235V234H96ZM99 235V234H98ZM78 236V235H76ZM76 236H71L72 237H75V239H77ZM204 236L205 235H201V234H198L194 237V239L191 240V244H195V243H201L204 241ZM61 237V236H60ZM63 237V236H62ZM85 237V236H84ZM88 237H90V235L88 234ZM94 237V236H93ZM115 237V238H113ZM117 237V238H116ZM24 238V237H23ZM99 238V237H98ZM226 238V237H224ZM222 238V239H224ZM69 239V238H67ZM79 239L77 240L79 242ZM90 239L91 240V237L90 238H86L85 237V241L87 240L88 242H90ZM100 239V238H99ZM62 240H64L62 238ZM83 240V241H84ZM108 240V242H107ZM65 241H66V238H65ZM93 243H94V238L92 239ZM19 242V241H18ZM17 242V243H18ZM68 243V241H66ZM70 242V241H69ZM65 243V242H64ZM87 243V242H86ZM92 243V242H91ZM190 243V242H189ZM188 243V244H189ZM79 244V243H78ZM82 244V243H81ZM187 244V245H188ZM2 245V244H1ZM6 245V244H5ZM11 245H13L14 247H11ZM104 245V244H103ZM4 246V244H3ZM70 246V245H69ZM79 246V245H78ZM92 246V245H91ZM189 246V245H188ZM208 246V245H207ZM206 245H203V248L205 249L207 247ZM2 247V246H1ZM71 247V246H70ZM87 248V247H86ZM88 248L90 249L91 248V251L93 253V250L92 248L94 247H90L88 245ZM3 249H6L5 246ZM68 249V248H67ZM65 250V249H64ZM74 250V249H73ZM24 251V250H23ZM77 251V250H76ZM88 251V250H87ZM67 252V251H66ZM5 253V251H4ZM75 253V252H74ZM77 253V252H76ZM81 253V252H80ZM90 255L92 256L91 252H89ZM1 254V253H0ZM95 254V253H94ZM3 255V254H2ZM87 256V254H85ZM69 256H70V253H69ZM73 256H76V255H73ZM83 256V255H82ZM25 258V257H24ZM80 258V257H79ZM86 258V257H85ZM28 260V258H27ZM81 260V259H80ZM103 260V259H102ZM101 260V261H102ZM53 262V261H52ZM68 262V261H67ZM85 262V261H83ZM24 263V262H23ZM12 264V263H11ZM26 264V263H25ZM75 264V263H74ZM77 264V263H76ZM91 264V263H90Z\"/></svg>","mask_w":264,"mask_h":264}]
</instances>
